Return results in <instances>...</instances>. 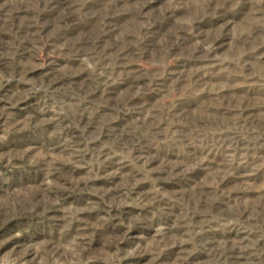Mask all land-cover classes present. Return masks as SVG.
Listing matches in <instances>:
<instances>
[{
  "label": "rangeland",
  "instance_id": "374dc122",
  "mask_svg": "<svg viewBox=\"0 0 264 264\" xmlns=\"http://www.w3.org/2000/svg\"><path fill=\"white\" fill-rule=\"evenodd\" d=\"M0 264H264V0H0Z\"/></svg>",
  "mask_w": 264,
  "mask_h": 264
}]
</instances>
